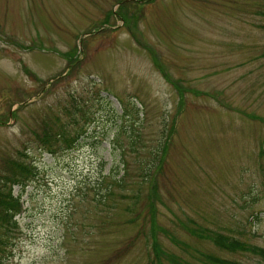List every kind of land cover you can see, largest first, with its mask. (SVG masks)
<instances>
[{
  "label": "rangeland",
  "instance_id": "obj_1",
  "mask_svg": "<svg viewBox=\"0 0 264 264\" xmlns=\"http://www.w3.org/2000/svg\"><path fill=\"white\" fill-rule=\"evenodd\" d=\"M13 160L0 264H264V0H0Z\"/></svg>",
  "mask_w": 264,
  "mask_h": 264
},
{
  "label": "trees",
  "instance_id": "obj_2",
  "mask_svg": "<svg viewBox=\"0 0 264 264\" xmlns=\"http://www.w3.org/2000/svg\"><path fill=\"white\" fill-rule=\"evenodd\" d=\"M86 132H76V134L68 136L66 132H47L40 137L41 147L50 154H56L60 150L70 148L75 142L79 141ZM160 153V152H159ZM13 164L9 165V174L0 178V231H10L12 221L16 222L15 217L23 210V204L20 201V195H15L14 188L16 185L24 188L26 179L33 169L37 168L33 163L29 164L25 160H13ZM156 164V161H154ZM149 175V172L147 173ZM18 221V220H17ZM4 238L0 237V243H4ZM238 241V240H234ZM242 243V242H241ZM238 242L237 247L242 248L243 245ZM1 249V248H0ZM239 264V263H238Z\"/></svg>",
  "mask_w": 264,
  "mask_h": 264
}]
</instances>
